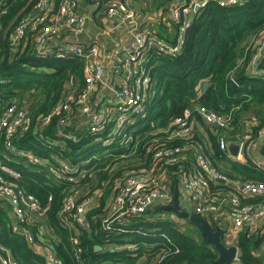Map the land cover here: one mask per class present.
I'll return each mask as SVG.
<instances>
[{"label": "trees", "instance_id": "obj_1", "mask_svg": "<svg viewBox=\"0 0 264 264\" xmlns=\"http://www.w3.org/2000/svg\"><path fill=\"white\" fill-rule=\"evenodd\" d=\"M156 1L169 3L172 0ZM3 2L6 13L0 17L3 26L0 113L13 102L29 110L32 122L27 131H20L15 137L14 147L30 151L47 163L32 164L1 144L0 158L22 176L14 179L1 174L33 194L41 207L47 208L51 234L43 236L47 244L40 243L38 225H32L38 242L47 248L51 245L66 264H211L218 257L217 250L197 224L174 212L152 208L123 227L118 224L109 230L103 228V219L109 211V201L118 179L150 168L154 151L160 145L186 143L184 140L168 141L160 130L188 107L203 106L230 116V129L216 130L204 125V134L195 132L191 142L200 144L213 164L229 179L264 183L263 163L250 157L245 163L232 160L219 149L218 143L221 134L230 139L243 134L247 120L256 125L254 133L264 124V76L252 74L249 65L254 43L264 32V0H246L229 7L211 1L195 14L179 56L151 55L148 68L153 70L147 116L136 119L127 127L126 132L132 140L122 145L121 136L106 144L109 130L103 135H93L87 126L79 130L68 128L77 137V142L62 137L56 130L61 126L60 120L73 121L78 114H60L47 126L42 125V118L49 115L57 103L70 94L80 95L85 86V62L79 56H60V46L39 56L30 40L20 46L13 45L11 34L16 21L34 12L38 0H0ZM169 32L165 29L158 34L173 42ZM206 84H209L207 89ZM191 142L186 143L188 147L193 144ZM147 146H151V151L146 150ZM107 150V154L102 153ZM260 153L264 157V144ZM65 161L88 170L87 176L76 182L55 180L49 166L58 168ZM185 164L184 170H179L177 165L165 166L164 184L174 194L183 171L188 168ZM158 165L162 167L163 163ZM75 190H80L83 195H99L97 203L88 212L90 228L81 232L64 228L60 223L64 198ZM230 191L232 188L223 182L210 184L211 197L222 198ZM50 197L52 201H49ZM10 210L9 204L0 207V246L11 252L17 264H47L45 256L28 244L22 234L13 232ZM162 214L163 217L159 216ZM206 220L213 225L220 222L213 217ZM184 224L189 227L184 228ZM76 234L83 247L79 262L72 259L70 252L69 240ZM126 243L136 245V248L109 250L112 244L122 246ZM235 244L240 249L242 264H264V234L260 231L244 230Z\"/></svg>", "mask_w": 264, "mask_h": 264}, {"label": "built area", "instance_id": "obj_2", "mask_svg": "<svg viewBox=\"0 0 264 264\" xmlns=\"http://www.w3.org/2000/svg\"><path fill=\"white\" fill-rule=\"evenodd\" d=\"M89 1L96 2V5L99 3V0ZM211 1L222 7H229L246 0H172L166 5L163 15L165 24L176 30L172 42L159 36L156 30L141 26L142 13L132 0H108L105 3L106 17L130 22L133 36L125 53L115 51L118 61V84L114 85L106 79L100 44L64 45L67 32H82L87 26L88 16L80 9L82 0H38L34 12L16 21L11 34L12 44L20 46L30 40L39 56L46 55L51 49L60 46L58 48L60 56L67 54L79 56L85 62V86L80 95L75 97L70 94L65 100L57 103L51 113L42 118V125L47 126L54 116L60 114H78L73 121H68L67 118L60 120L61 126L57 128L62 137L73 142L78 141L68 128L80 129L78 125L73 124L80 115L93 135H103L109 130L106 144L119 136L122 138L121 145L128 144L132 136L127 134V127L136 119L147 116L153 70L148 68L151 55L158 53L170 57L179 56L184 48L186 31L197 13L196 8L203 9ZM4 8V2L0 3V17L6 13ZM2 29L0 20V40ZM249 65L252 74L264 76V32L254 43ZM106 90L111 92L107 99L103 94L97 97L98 91ZM230 121V116L210 111L203 106L188 107L181 116L171 119L160 132L168 141L184 140L188 143L194 138L195 132L204 134V125L211 129L224 130L230 129ZM31 122L29 110L21 108L17 102L10 103L0 113V145L32 164L47 163L30 151L14 147L15 137L20 131H27ZM255 126L251 120H247L244 123L243 134L232 139L224 134L219 135V149L228 155V142L240 141L241 147L237 158H230L241 163H245L247 157L255 160L253 151L260 152L264 144V124L256 133L253 132ZM186 143L160 145L154 151L150 168L131 172L117 180L114 194L109 201V211L103 219L102 225L105 230L112 229L118 224L123 227L122 225L132 218L144 216L149 209L171 205L174 202V193L164 184L165 166L177 165L179 170H184L187 163L188 168L183 171L179 183L184 190V196L179 199L183 209L206 219L229 209L232 222L225 236L231 241H236L244 230L258 231L259 223L264 219V183L229 179L213 164L200 144L191 142L194 145L188 147ZM146 150L151 151V146H147ZM160 163H163L162 167H159ZM48 169L55 180L67 179L69 182H76L88 174V170H82L79 166H73L66 161L58 168L49 166ZM1 172L14 179H20L22 174L6 165L0 158V200L6 201L10 206L13 232L22 234L28 244L45 256L47 264H66L51 249V245L50 248L45 246L47 244L45 240H43L45 244H40L33 232L32 225L37 224L40 235L49 236L47 208L41 207L33 194H29L17 183L10 182ZM67 175L70 176L66 177ZM214 181L229 185L232 191L222 198L211 197L210 184ZM259 198L262 199L257 200ZM98 199V194L83 195L80 190L66 195L60 211L61 225L68 229L75 228L77 232L88 230L90 228L88 212ZM49 201H52V197ZM42 221L46 222L48 226L46 229ZM69 242L72 259L79 262L83 253L81 239L76 234ZM135 248L136 245L128 243L122 246L118 244L109 246L111 252ZM0 264H17L11 252L1 246ZM233 264H242L240 254Z\"/></svg>", "mask_w": 264, "mask_h": 264}, {"label": "crops", "instance_id": "obj_3", "mask_svg": "<svg viewBox=\"0 0 264 264\" xmlns=\"http://www.w3.org/2000/svg\"><path fill=\"white\" fill-rule=\"evenodd\" d=\"M107 1L108 0H99L98 5H96V2L93 3L89 0H82L80 9L88 16L87 26L82 32H67L64 45L72 43L80 45H87L91 43L100 44L106 79L109 80L112 84L117 85L118 61L115 51L119 50L121 53H125L130 46L133 36L131 32L130 22H123L117 18L108 19L106 17L105 3ZM132 3L137 8H139L142 13L143 20H140V24L142 27H152L157 32H163L165 31V29H167L168 31H170L169 33H171L170 35H172V37L176 35L175 28L170 29L167 24H165L166 21L163 18L164 9L166 8V5L168 3H158L155 0H132ZM110 93L111 92H109L108 90H106L105 92L98 91L97 97H101L103 94L107 99L110 96ZM73 124L75 126L78 125L80 129L86 127L84 118L80 115L78 120ZM74 125L73 127H75ZM253 155L257 160H264V157L258 151H253ZM255 162L263 163L256 160ZM177 190L179 199H182V197L184 196V190H182L180 184ZM0 205L5 206L7 205V203L6 201L4 202V200H0ZM228 210L229 209H226L222 214L213 217L217 221L220 220V222H217L218 224L222 221L228 223L227 227H223L226 229V231L229 229L232 222ZM258 231L264 234V219H262L259 223Z\"/></svg>", "mask_w": 264, "mask_h": 264}, {"label": "water", "instance_id": "obj_4", "mask_svg": "<svg viewBox=\"0 0 264 264\" xmlns=\"http://www.w3.org/2000/svg\"><path fill=\"white\" fill-rule=\"evenodd\" d=\"M196 10L198 12L199 8H196ZM208 87L209 84H206L205 89ZM56 130L58 131V128H56ZM240 147V141L230 140L228 142L229 157L236 159ZM156 209L174 212L181 218L197 224L203 231V234L208 242H210L218 252V257L215 260H212L211 264H233L238 254H240V249L236 244L226 245V243L223 242V237L226 233L225 228L221 227L218 223L211 226L205 218L196 216L192 212H189L180 206L177 189L174 194V202L171 205L158 206ZM97 249H101V247H97Z\"/></svg>", "mask_w": 264, "mask_h": 264}, {"label": "rangeland", "instance_id": "obj_5", "mask_svg": "<svg viewBox=\"0 0 264 264\" xmlns=\"http://www.w3.org/2000/svg\"><path fill=\"white\" fill-rule=\"evenodd\" d=\"M155 1H156V0H155ZM164 4H165V3H164ZM151 29L155 30V29L152 28V27H151ZM108 152H109V150H107V151H105V152H102V153L107 154ZM255 160H256V161L264 162V160H257L256 158H255ZM42 223L44 224V228L46 229V227H48L47 224H46V222H45V221H42ZM182 223H183V222H182ZM211 225H213V224H211ZM219 225H220L221 227H227V226H228V223L222 221L221 223H219ZM183 226H185L184 228H188V227H189L188 224H184ZM191 229H192V231H194V228L191 227ZM50 234H51V232L49 231V236H50ZM43 236H48V234H43L42 236L40 235V237H41V242H40V243H43V240L45 239ZM49 236H48V237H49ZM225 243H226V245L235 244L234 241L229 240L226 236H225Z\"/></svg>", "mask_w": 264, "mask_h": 264}]
</instances>
